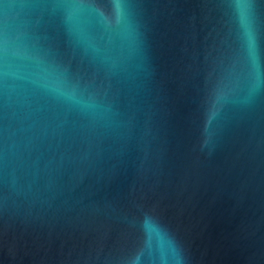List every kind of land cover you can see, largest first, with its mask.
I'll use <instances>...</instances> for the list:
<instances>
[{
    "label": "water",
    "instance_id": "water-1",
    "mask_svg": "<svg viewBox=\"0 0 264 264\" xmlns=\"http://www.w3.org/2000/svg\"><path fill=\"white\" fill-rule=\"evenodd\" d=\"M0 264H264V0H0Z\"/></svg>",
    "mask_w": 264,
    "mask_h": 264
},
{
    "label": "snow or ice",
    "instance_id": "snow-or-ice-1",
    "mask_svg": "<svg viewBox=\"0 0 264 264\" xmlns=\"http://www.w3.org/2000/svg\"><path fill=\"white\" fill-rule=\"evenodd\" d=\"M241 19H242V22H245V18H244V16H243V14H242ZM249 43L251 44V37H249Z\"/></svg>",
    "mask_w": 264,
    "mask_h": 264
}]
</instances>
